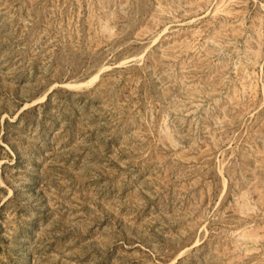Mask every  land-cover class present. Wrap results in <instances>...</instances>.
<instances>
[{"label":"rangeland","instance_id":"1","mask_svg":"<svg viewBox=\"0 0 264 264\" xmlns=\"http://www.w3.org/2000/svg\"><path fill=\"white\" fill-rule=\"evenodd\" d=\"M0 264H264V0H0Z\"/></svg>","mask_w":264,"mask_h":264}]
</instances>
